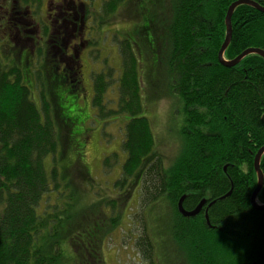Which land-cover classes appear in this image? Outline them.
<instances>
[{
	"label": "trees",
	"instance_id": "16d2710c",
	"mask_svg": "<svg viewBox=\"0 0 264 264\" xmlns=\"http://www.w3.org/2000/svg\"><path fill=\"white\" fill-rule=\"evenodd\" d=\"M102 1L109 17L127 0ZM234 1L172 0L171 16L158 24L161 58L174 74L169 80L175 82L187 124L185 147L169 169L157 154L151 122L142 115L138 44L121 40L117 100L105 96L116 69L111 65L94 73L95 115L109 123L127 118L122 173L108 192L96 191V200L81 192L85 186L94 190L88 172L74 181L63 171L70 162L66 154L58 157L51 98L43 96L39 107L18 66L0 62V264H105V244L133 208L135 194L137 208L169 203L171 241L194 264H264V211L251 201L258 183L254 160L264 146V57L250 53L229 67L218 59ZM253 1L264 7V0ZM232 16L224 58L234 59L249 47L264 49V12L241 4ZM111 158L105 156L104 168L114 165ZM260 164L264 175V155ZM183 196L187 211L208 199L209 221L204 212L184 216L178 208ZM258 196L264 204V187ZM133 215L140 253L147 264H157L149 222L143 212Z\"/></svg>",
	"mask_w": 264,
	"mask_h": 264
},
{
	"label": "rangeland",
	"instance_id": "374dc122",
	"mask_svg": "<svg viewBox=\"0 0 264 264\" xmlns=\"http://www.w3.org/2000/svg\"><path fill=\"white\" fill-rule=\"evenodd\" d=\"M102 2L104 3L99 1L98 7L102 5ZM171 5L172 0H127L109 17H106L101 9L102 17L97 23L99 32L97 41L98 46L103 49H94L92 53L95 58L94 65H96L90 74V80L86 79L82 87L76 86L70 82L71 80L63 79L56 85L53 80H57V77L49 74L53 71V61H48L47 64H51V67L45 73L46 75L43 76L38 72L35 84L30 87L32 99L39 107L42 105L43 96L51 98L47 101L53 103L51 109L57 120L60 134L58 157L61 158L66 154L67 162H70L63 171L71 174L74 181H77V175H82L84 171L94 178V190L86 186L81 189L89 200H96L98 197L96 191L108 192L107 189L111 188L116 178L121 175L122 165L126 161V153L122 147L126 116L110 119L112 122L109 123L108 117L100 118L95 115L97 111L92 104L94 73L101 72L104 67L111 65L116 71L113 70L114 81L105 96L109 100H117L119 97L116 80L122 67L121 53H119L122 39L128 37L138 44L142 64L140 70L144 105L142 115L147 116L153 126L156 151L164 159L166 169L176 162L185 147L186 135L183 134V128L187 124L184 106L178 100V93L173 88L175 82L169 80L170 76L171 79L174 77V74L171 75L168 72V63L162 60L159 51L161 40L158 24L169 19L173 12ZM145 27H147L146 30ZM95 28L97 29L96 26ZM148 41L151 47L148 46ZM103 50L107 53L106 56L100 54ZM52 53H55L54 50ZM96 55H98L97 59ZM103 60L105 64L102 63ZM0 61L3 64L7 63V59L4 58H0ZM55 97L57 103H54ZM110 107H116L115 103ZM109 155H112L111 160L114 165L104 168L105 156ZM130 202L133 208L128 209L124 214L121 220L122 225L105 244V264H147L136 244L140 229L138 230L137 225L133 227L130 224L135 221L133 214L136 212L137 215L144 213V218L149 222L150 233L155 235L157 264H194L192 258L188 260L184 248L171 241L168 226L171 223L172 208L168 207L169 203L166 200L151 204L146 209L137 208V194ZM256 203L264 205L259 200V196ZM44 204L45 201H42L41 206ZM206 205H208L207 202L203 205L201 212L194 216L201 215L203 212L206 216L208 212ZM207 242L204 240L203 244ZM183 244L187 246L186 243Z\"/></svg>",
	"mask_w": 264,
	"mask_h": 264
},
{
	"label": "flooded vegetation",
	"instance_id": "af4514ba",
	"mask_svg": "<svg viewBox=\"0 0 264 264\" xmlns=\"http://www.w3.org/2000/svg\"><path fill=\"white\" fill-rule=\"evenodd\" d=\"M99 1L0 0V58L7 59L5 65L16 64L29 87L38 72L46 75L51 67L48 61H53L51 73L57 77L53 81L71 80L82 87L96 65L92 53L101 48Z\"/></svg>",
	"mask_w": 264,
	"mask_h": 264
},
{
	"label": "water",
	"instance_id": "95a60500",
	"mask_svg": "<svg viewBox=\"0 0 264 264\" xmlns=\"http://www.w3.org/2000/svg\"><path fill=\"white\" fill-rule=\"evenodd\" d=\"M241 4H250L253 5L254 7H256L257 9H260L262 12H264V7L260 4H257L255 1L253 0H237L234 1L233 3L230 4L227 13H226V26H227V32H226V39L223 42V44L221 45V49L218 53V59H220V62L225 65L226 67L229 66H234L236 64H238L242 59H244V57H246L247 55H250V53H255L258 55H262V57H264V49H259V48H254V47H249V49H246L245 51H243L242 53H240L237 57H235L234 59L231 60H227L224 59V54L226 52V50L228 49V45L231 42L232 39V30H233V26H232V18H233V13L234 11L237 9V7ZM264 155V146L262 148H260L257 152V155L255 157L254 160V164L256 167V171H257V175H258V184L256 187V190L252 193V205L253 207L259 209V210H264V205H258L256 203V199L258 197V194L260 193V191L263 189L264 187V175L262 173L261 170V159L262 156ZM184 196L181 197L180 202H179V210L181 211V213H183L185 216H194L197 215L201 212L203 205L208 201L207 199H203V201L196 207L194 208L192 211H187L184 209L183 207V202H184ZM212 204V203H211ZM209 204V206L211 205ZM208 211V210H207ZM206 217L208 218V212L206 213Z\"/></svg>",
	"mask_w": 264,
	"mask_h": 264
},
{
	"label": "bare ground",
	"instance_id": "6f19581e",
	"mask_svg": "<svg viewBox=\"0 0 264 264\" xmlns=\"http://www.w3.org/2000/svg\"><path fill=\"white\" fill-rule=\"evenodd\" d=\"M252 198V197H251ZM264 211V210H263Z\"/></svg>",
	"mask_w": 264,
	"mask_h": 264
}]
</instances>
